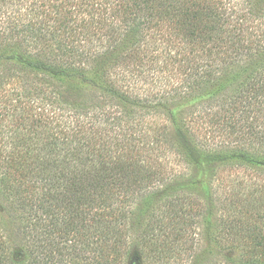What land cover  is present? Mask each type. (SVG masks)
<instances>
[{
    "label": "trees",
    "instance_id": "obj_1",
    "mask_svg": "<svg viewBox=\"0 0 264 264\" xmlns=\"http://www.w3.org/2000/svg\"><path fill=\"white\" fill-rule=\"evenodd\" d=\"M202 163L264 177V0H0V264H196L214 209L264 264V181Z\"/></svg>",
    "mask_w": 264,
    "mask_h": 264
},
{
    "label": "rangeland",
    "instance_id": "obj_2",
    "mask_svg": "<svg viewBox=\"0 0 264 264\" xmlns=\"http://www.w3.org/2000/svg\"><path fill=\"white\" fill-rule=\"evenodd\" d=\"M190 175V172L188 173ZM197 179L201 181L204 184H210L212 187H215L216 194H220V192L223 191H232L233 186L237 188L239 184H242L243 191L244 189H248L250 186V181H255L256 179L264 181V177H257V175H238L236 176L235 173H228L223 172V170H219L217 173L212 172V168L206 163H202L199 167V169L196 171ZM190 178V177H187ZM221 185L222 187H219ZM245 185V188H244ZM220 190V192H219ZM247 195V194H245ZM220 216V212L217 209L213 210V218L209 216L207 219H203L200 225V236H199V250H198V260L196 264H213L212 257L210 255V250H213L214 244L213 240L215 237L216 230L212 229V226H210L211 223L215 222V218ZM142 216L134 217V220L139 223V221L143 222L144 217ZM139 221H138V220ZM132 222V230L135 237H138L140 234L142 227L140 228L137 223L135 224L134 221ZM216 249V248H214ZM137 248H133V252L131 257L128 259L127 264H143L141 262L140 255L137 253ZM229 255L234 256L236 253L240 255L241 263L242 264H261L260 262H257L256 258L252 259V255L248 254L249 252L245 250L243 247L238 248L236 250H232L227 252Z\"/></svg>",
    "mask_w": 264,
    "mask_h": 264
}]
</instances>
